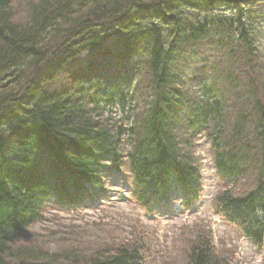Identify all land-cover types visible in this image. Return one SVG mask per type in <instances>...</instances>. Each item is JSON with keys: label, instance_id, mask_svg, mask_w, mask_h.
Wrapping results in <instances>:
<instances>
[{"label": "trees", "instance_id": "obj_1", "mask_svg": "<svg viewBox=\"0 0 264 264\" xmlns=\"http://www.w3.org/2000/svg\"><path fill=\"white\" fill-rule=\"evenodd\" d=\"M16 1L0 0V264H143L138 239L50 257L19 244L50 201L75 208L107 190L115 172L129 175L131 198L149 214L174 199L191 209L203 177L190 149L202 131L224 180L236 185L253 172L249 191H224L216 208L264 246V0ZM202 47L223 86L205 81L203 96H191L184 66ZM103 104L134 126L111 124ZM190 246L186 264H226L214 263L208 238Z\"/></svg>", "mask_w": 264, "mask_h": 264}, {"label": "rangeland", "instance_id": "obj_2", "mask_svg": "<svg viewBox=\"0 0 264 264\" xmlns=\"http://www.w3.org/2000/svg\"><path fill=\"white\" fill-rule=\"evenodd\" d=\"M18 2L24 4L26 0H17V6ZM259 29L262 34L257 35H260L264 53V24ZM200 49L207 52L188 61L189 63L186 61L187 65L184 66L188 67L183 76L184 84L189 88L191 96L196 93L203 96L205 81L212 83L216 80L223 86L221 75L208 69L214 64L211 51L205 47ZM258 60H261L259 65H262L264 73V55L258 57ZM143 73L137 78L136 85L140 88L137 89L138 94L135 93V104L140 110L145 106L144 93H147H141L144 83L147 82ZM256 73L251 70L250 76L255 79ZM259 81L260 85L263 84L262 80ZM227 94L229 99L236 97L231 91ZM261 97L264 98V94ZM103 106L105 114L114 126L127 130L134 126L135 119L128 120L120 107L113 104ZM122 121L124 125L119 123ZM180 128L181 139H186L185 125L181 124ZM126 140L129 141L128 137L123 138L122 151L126 157L125 162H128L127 154L131 152V147ZM192 142L194 148L190 149V155L203 180L199 200L191 209L184 208L174 199L164 209V213L150 216L131 198L130 183H123L124 180L119 177V187H111L110 197H107L108 200L106 199L101 207L96 203H84L74 210H66L51 201L52 203L44 208L43 220L23 232L19 246L37 248L50 257L63 250L84 252L106 242L120 243L138 239L143 240L144 247H147L143 264H186L191 252L190 245L203 236L212 243L214 263L264 264V246H256L245 239L239 229L228 223L216 208V200L224 191H231L235 195L249 191L254 184L253 172L248 176V180L232 185L217 172L213 148L205 132H198ZM123 177L129 180V175L124 174Z\"/></svg>", "mask_w": 264, "mask_h": 264}]
</instances>
